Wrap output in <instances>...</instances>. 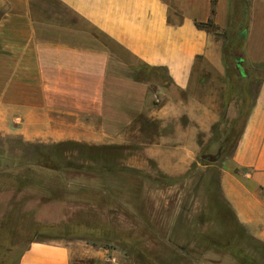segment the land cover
Here are the masks:
<instances>
[{
  "label": "crops",
  "instance_id": "crops-1",
  "mask_svg": "<svg viewBox=\"0 0 264 264\" xmlns=\"http://www.w3.org/2000/svg\"><path fill=\"white\" fill-rule=\"evenodd\" d=\"M240 7L239 0H0V135L121 146L139 153L129 167L151 163L175 178L197 162L220 120H239L221 194L238 224L264 243V77L256 78L264 72V0H247L240 76L229 77L221 36L196 26L210 22L219 34ZM141 68L165 77L137 76ZM111 258H119L114 250L83 241H33L17 264Z\"/></svg>",
  "mask_w": 264,
  "mask_h": 264
},
{
  "label": "rangeland",
  "instance_id": "rangeland-1",
  "mask_svg": "<svg viewBox=\"0 0 264 264\" xmlns=\"http://www.w3.org/2000/svg\"><path fill=\"white\" fill-rule=\"evenodd\" d=\"M223 33L228 35L229 29L220 34ZM223 41L224 44L227 42L224 39ZM136 73L137 76L140 74L149 78L164 79L165 77L162 71L148 68L137 69ZM263 77L264 72L256 70V78L260 80ZM252 93L253 87L249 88L248 103ZM233 122L229 119L220 120V124L218 123L212 129L207 143L203 145L204 147L209 146L217 140L222 142L224 148L222 155L216 161H207L194 168L191 166L184 175L172 178L176 180L173 183L161 179V173L151 163L145 169L126 165L130 157L134 155L139 157L138 152H132L126 148L111 151L109 156L114 165L139 170L151 178V180L139 179L143 182L142 189L140 193H135L136 196H130L121 182L117 181L116 176L110 175L112 173H105L106 176L102 177L99 170L100 154L73 146H66L62 149L61 160L65 159L77 166L90 165L94 168L93 170L78 167L56 170L35 168L34 172L39 173L38 178L29 174L25 180L17 175L20 178H17V182L14 173H23L26 164L36 157L32 145L49 147L59 143L49 145L32 143L25 142L19 136L0 135V150L4 159L0 167L2 173L0 175V231L9 228L26 232L39 225L71 224L75 225L72 233L64 237H55L53 233H50L52 235L36 234L33 240L53 243L83 241L114 250L119 256L118 260L114 263L105 262L106 264H143L141 257L128 252L127 245L121 246L120 244L122 241L123 244L130 242L126 235L131 231L138 233L141 229L148 228L156 237L150 240L151 237L144 235L142 239L146 242V246L156 249L165 261L177 263L181 260L179 257L181 254L174 253L167 245L176 217L175 213L183 212L186 218L185 223L192 228L196 227L195 222H197L199 213L211 212L212 200L220 206L226 204L221 194L220 174L223 163L230 157L238 136V127H233ZM102 183H105V186L101 185ZM54 187L59 188L60 193L54 194L52 192ZM56 194L62 197L58 200L50 197ZM81 222H89L90 225L84 229L79 224ZM103 225L112 228L111 233L108 232L112 236L109 240L104 237H94V234L102 233L97 227ZM220 225L218 220L210 215L207 223L198 227L201 231L207 229L216 231ZM122 232L124 236L120 234ZM120 237H125V239L121 241ZM90 239H96L97 242L92 243ZM193 239L190 233L189 240L193 241ZM27 244L28 242L22 247ZM196 256L200 257L198 264H235L233 257L229 254L203 252L199 249Z\"/></svg>",
  "mask_w": 264,
  "mask_h": 264
},
{
  "label": "trees",
  "instance_id": "trees-1",
  "mask_svg": "<svg viewBox=\"0 0 264 264\" xmlns=\"http://www.w3.org/2000/svg\"><path fill=\"white\" fill-rule=\"evenodd\" d=\"M241 2L240 16L234 18L230 22L229 33L217 34V29L213 25L208 23H197L196 26L200 29H209L214 31L216 35L223 36L224 40L227 42L223 47V60L226 66V70L229 77L233 78L240 76L241 73L238 70L239 66H242L244 59V42L246 36V29L248 25L247 18V0H239ZM240 53V54H239ZM242 114V113H241ZM242 116V115H241ZM237 122L233 123V127H236ZM236 143V142H235ZM66 146L78 147L80 149H85L100 154V173L102 177H105V173H112L117 178V181L121 182L124 189H127V193L130 196H136L135 193H140L142 189V181L139 179L151 180L148 175H144L141 171L128 168L124 166H116L111 162L109 153L111 151L123 150L125 148L121 146H89L85 144H79L75 142H62L53 146L43 147L32 145L36 157L31 159L29 163L26 164V168L23 173L17 174L15 172V180L18 182L17 175H20L21 179H27L29 174H33L37 178L39 173L35 171V168H41L46 170H56V169H69V168H86V170H93L94 168L83 165H76L65 159L61 160L62 149ZM235 146V145H234ZM234 148V147H233ZM222 142L214 141L210 143L209 146L204 147L200 155L198 156L197 163L192 165V168L196 167L198 164H203L207 161H216L223 152ZM211 151V152H210ZM62 161V163H61ZM4 159L2 158V152L0 150V167H2ZM0 175L2 173L0 172ZM35 177V178H36ZM160 178L168 182H176V180L169 178L163 174H160ZM20 179V178H19ZM58 179V178H56ZM154 181V180H152ZM156 183V182H153ZM101 185L105 186V183ZM55 188L52 192L60 193L61 190ZM138 195V194H137ZM52 199L58 200L62 196L56 194V196H50ZM212 209L209 213H199L197 215L196 227H190L185 223V216L183 212L179 213L175 218L173 226L171 228L167 245L172 248L174 253L181 254L180 261L177 263L168 262L161 258L156 249H150L146 246V242L142 239L144 235H148L150 240L155 238L148 228L141 229L138 233L130 232L126 235L129 239L128 244H123L125 237H120L122 241L121 246L127 245L128 252H133L137 257H141L143 264H198L200 257L196 256L197 250H203V252L213 251L221 254H229L233 257L235 264H264V243L254 239L250 236L245 229L238 224L233 212L230 210L228 205H219L215 201H211ZM213 215L214 219H217L221 224L219 229L216 231L213 229H207L206 231H201L198 226L205 225L207 223V218ZM212 218V217H211ZM89 222H81L80 226L84 229L88 228ZM77 225V224H76ZM75 225H39L35 226L33 229L22 232L19 229H2L0 231V264H17L20 256L22 255L24 248L23 244L26 242L30 243L33 241L44 242L39 240H33L34 235H43L53 233L55 237H64L67 234L72 233V228ZM97 226V225H96ZM6 228V227H5ZM101 234H94V237H104V239L109 240L112 236L111 229L109 226H99L97 227ZM94 231V229L92 228ZM191 231V232H190ZM135 233V234H134ZM145 233V234H143ZM192 233L193 241L189 240V235ZM124 234V232L120 233ZM52 235V234H50ZM102 235V236H101ZM124 236V235H123ZM92 243L97 242L96 239H90ZM126 247V248H127Z\"/></svg>",
  "mask_w": 264,
  "mask_h": 264
},
{
  "label": "built area",
  "instance_id": "built-area-1",
  "mask_svg": "<svg viewBox=\"0 0 264 264\" xmlns=\"http://www.w3.org/2000/svg\"><path fill=\"white\" fill-rule=\"evenodd\" d=\"M109 263H113L114 262V260L113 259H109V261H108Z\"/></svg>",
  "mask_w": 264,
  "mask_h": 264
}]
</instances>
